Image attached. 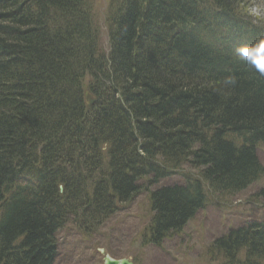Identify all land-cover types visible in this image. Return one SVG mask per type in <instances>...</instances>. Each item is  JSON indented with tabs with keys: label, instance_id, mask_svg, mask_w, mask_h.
<instances>
[{
	"label": "trees",
	"instance_id": "16d2710c",
	"mask_svg": "<svg viewBox=\"0 0 264 264\" xmlns=\"http://www.w3.org/2000/svg\"><path fill=\"white\" fill-rule=\"evenodd\" d=\"M195 1L111 0L104 54L87 0H0V264H54L61 230L91 236L141 191L157 247L209 197L263 179L264 8ZM184 166L196 178L152 194ZM143 169L152 187L133 185ZM262 229L218 238L199 263L264 264Z\"/></svg>",
	"mask_w": 264,
	"mask_h": 264
},
{
	"label": "rangeland",
	"instance_id": "374dc122",
	"mask_svg": "<svg viewBox=\"0 0 264 264\" xmlns=\"http://www.w3.org/2000/svg\"><path fill=\"white\" fill-rule=\"evenodd\" d=\"M257 1L259 5L264 8V0ZM110 3L111 0H87V4L90 5L89 12H92L93 16H95L96 24L100 32L99 51H102L104 54L108 53V35L105 19L109 11L108 5ZM251 14L256 15L257 11L253 10V13ZM200 20L202 21V18H200ZM225 31L226 30L223 32ZM235 40L237 41L238 39L235 38ZM90 99L94 100L93 97H90ZM257 156L261 164L264 166V147L257 150ZM185 174L189 175L193 174V172L185 169ZM181 180L182 176L176 173L165 180L164 183L161 181V185L181 184ZM261 188H264V177L257 184L253 185L249 191L238 194L235 198H232L231 205L213 203L208 199L207 207L188 224L185 235L181 239L182 243L180 240H176L174 241L175 243H168L161 249L152 247L144 248L135 239L132 240V236L128 234L127 236L122 237L117 236L119 240L115 238L113 240L114 244L118 245L122 251L127 252L128 256L125 257L131 258L136 264H194L197 256L202 252L201 248L207 243H210V240L213 237L220 235L230 227L240 226L249 222L245 220L241 214H227L223 209H236L238 213L240 207L248 205L254 208L253 213L255 212L258 220L264 219V202L258 201L254 198V194L255 196H258ZM143 200L144 199L141 197L138 201L142 204ZM240 201L247 203L243 204ZM131 214H135V212H132ZM258 215L263 216L259 217ZM124 216V214H119L112 223L123 221ZM223 216H226L229 219V222L225 225H223ZM125 222L130 225L133 224L127 220H125ZM103 232L104 231H102V234ZM113 232L114 228L109 230L107 234H112ZM110 239L111 238H107L108 241ZM77 240V237L71 229H66L59 234V257L56 264H101V256L92 251L93 246L89 244L79 246L80 241ZM188 241L189 243L187 244ZM179 244L183 247L181 252H177L176 250V247L179 248ZM188 247H192L193 252L191 251L188 253ZM111 248V250L116 249L114 246ZM173 252L178 255V257L180 256V259H177L173 255ZM184 254L187 255L186 259L183 260L181 259V256Z\"/></svg>",
	"mask_w": 264,
	"mask_h": 264
},
{
	"label": "bare ground",
	"instance_id": "6f19581e",
	"mask_svg": "<svg viewBox=\"0 0 264 264\" xmlns=\"http://www.w3.org/2000/svg\"><path fill=\"white\" fill-rule=\"evenodd\" d=\"M199 0H196L195 2H198ZM201 3V4H200ZM200 3H198L197 5H198V8H197V10H200L201 12H199L200 13V15H201V17H202V19H204L205 21H207V22H213V20H210L209 18H207L208 16H206V15H204L203 14V12L204 11H208V12H211L212 10H210L209 8H208V3L207 2H205V1H200ZM223 12V14H225V15H228L227 14V12H224V11H222ZM106 29H107V31H108V26L106 25ZM186 31V30H185ZM186 32H188V31H186ZM263 55H264V53H263ZM84 92V97H83V99H84V104H83V106H84V109L87 111V110H90V109H93L94 107H95V100H92V102H90V100L91 99H89V96H91V94L89 93V92H87L86 90H84L83 91ZM256 150H258V147H257V149ZM176 171L177 170H167L166 172H167V174L168 175H165L164 177H163V180H162V182L164 183V181L165 180H167L168 178H170L171 177V175H174L175 173H176ZM157 175V171L155 170V169H143V170H139V171H135V174H134V178H133V185L136 187V186H141V185H144V187L146 188V187H152L151 185H150V183H149V181H152V180H154L155 179V176ZM183 185H187L185 182H183L182 180L180 181ZM160 186L161 187H159V188H157L156 189V185H155V183H154V185H153V191H152V194H154L155 195V192H157V191H159L160 189H162V188H165V187H173V186H170V185H168V184H163V185H161V182H160ZM250 189H245V191H242L241 193H244V192H246V191H249ZM153 195V196H154ZM254 198L256 199V200H258V201H263L264 202V198L262 197V196H260L259 194H258V196L256 195L255 196V194H254ZM241 203H243V204H246L247 202H243V201H240ZM253 207H251V206H248V205H244V206H242V207H240V209H239V213L242 215V217L245 219V220H247V221H249L248 222V227H247V230H249L250 232H252L253 230H255V228H256V224H255V222H257L258 221V218L256 217V215H255V212L253 213ZM200 212H198L196 215H195V217L199 214ZM150 219V218H149ZM150 223L152 222V219H150V221H149ZM185 228V227H184ZM242 228L241 227H237L235 230H233V231H238V230H241ZM262 230H264V229H262ZM261 230V231H262ZM226 236H228V235H225L224 237L226 238ZM227 246H228V244H226ZM245 244H243V245H240V246H244ZM166 246V243L165 242H161V243H159V244H157V247H159V248H163V247H165ZM53 249H54V255H53V258L55 257V256H57L58 255V250L53 246ZM190 249L191 250H193V248L192 247H190ZM240 249V251H243V252H247L246 250H247V248H245V247H241V248H239ZM254 255L255 256H258L259 254H257V253H255L254 252ZM257 258L258 257H254L253 255H251V256H249V259H250V261H256L257 260Z\"/></svg>",
	"mask_w": 264,
	"mask_h": 264
},
{
	"label": "water",
	"instance_id": "95a60500",
	"mask_svg": "<svg viewBox=\"0 0 264 264\" xmlns=\"http://www.w3.org/2000/svg\"><path fill=\"white\" fill-rule=\"evenodd\" d=\"M104 264H128L126 261H111L105 256Z\"/></svg>",
	"mask_w": 264,
	"mask_h": 264
},
{
	"label": "snow or ice",
	"instance_id": "6c2138e0",
	"mask_svg": "<svg viewBox=\"0 0 264 264\" xmlns=\"http://www.w3.org/2000/svg\"><path fill=\"white\" fill-rule=\"evenodd\" d=\"M262 50H264V45H262Z\"/></svg>",
	"mask_w": 264,
	"mask_h": 264
},
{
	"label": "clouds",
	"instance_id": "9594fccd",
	"mask_svg": "<svg viewBox=\"0 0 264 264\" xmlns=\"http://www.w3.org/2000/svg\"><path fill=\"white\" fill-rule=\"evenodd\" d=\"M261 63H264V61H261Z\"/></svg>",
	"mask_w": 264,
	"mask_h": 264
}]
</instances>
